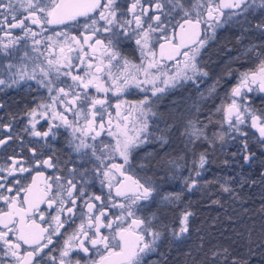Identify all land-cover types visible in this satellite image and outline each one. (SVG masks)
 Wrapping results in <instances>:
<instances>
[{"label": "snow or ice", "instance_id": "1", "mask_svg": "<svg viewBox=\"0 0 264 264\" xmlns=\"http://www.w3.org/2000/svg\"><path fill=\"white\" fill-rule=\"evenodd\" d=\"M257 15L264 34V0H0V93L32 95L7 123L0 116V149L15 145L0 163V264H168L162 246L185 242L194 213L179 210L183 192L165 184L217 185L234 198L237 187L264 185V109L251 95L264 99V44L233 60L250 66L229 65L201 90L218 31ZM188 87L197 96L161 128L157 102ZM130 89L142 98H124ZM174 133L182 154L147 175L159 153H140L149 144L166 150ZM229 144L223 165L235 174L202 185L217 146ZM257 163L259 181L244 174ZM210 257L205 264H264V240Z\"/></svg>", "mask_w": 264, "mask_h": 264}, {"label": "trees", "instance_id": "2", "mask_svg": "<svg viewBox=\"0 0 264 264\" xmlns=\"http://www.w3.org/2000/svg\"><path fill=\"white\" fill-rule=\"evenodd\" d=\"M261 19L260 15L249 17L250 23L244 24L242 27L232 25L218 31L216 40L210 44L205 52V59L207 60L210 57L208 67L211 76L201 85V90L212 84L217 75L226 73L229 65L233 69L238 68L241 64L245 67L250 66L248 62L242 59L236 62H233V60L250 45L264 44V34L254 27ZM244 28H247L248 31H244ZM220 95H223V89L220 90ZM196 96L195 90L188 87L172 91L163 97V103L167 106V110L175 112L174 115H177L172 123L178 121L181 112L184 111L187 105L191 104L192 100L189 97L195 98ZM252 96L253 107L258 105L259 109H264V99H259L256 104L254 95ZM219 103L220 97L205 102L202 106L200 119H205L209 111L214 108V105ZM177 109L181 111L178 112ZM212 130L214 129L210 126L209 131ZM226 147L228 151H221L220 146H217V150L213 153L207 166V171L201 177L202 185L204 180H212L216 176L235 174L234 171L223 165V161L230 157L231 151H235V147L231 144ZM182 148L183 145L178 139V134L174 133L172 143L166 150L160 151L158 145L149 144L140 155L143 156L145 152H158L159 154L153 159L154 161H160L158 157H164L168 160L182 154ZM190 159L191 157H189ZM259 168L258 163L253 166H245L244 174H251L254 179L259 181ZM153 171H156L154 166L152 171L147 172V175H152ZM183 174L188 175L187 170H184ZM141 175H145V173L142 172ZM164 186L170 191H182L183 196L179 210L187 209L194 213L190 219V233L185 242L170 249L167 242L162 246L161 251L167 255L168 264H192L193 257L196 258L197 264H205L206 258L211 259L210 251H222L223 248H228L230 252L234 253L238 251L246 252L249 242L256 245L264 240V233H262L261 228L264 225V185H261V183L258 182L252 186L245 185L242 189L237 187L235 198L220 192L217 185H213L206 190L202 187L201 190L192 192L184 189L179 180L171 181ZM212 200H219L220 203L213 204ZM154 211H156V206L152 205L145 211L144 215L149 216ZM159 214L171 218L175 213L170 210H163ZM249 230H251V235ZM201 244L203 245L202 249ZM189 252H191V255H188ZM216 264H220V261H216ZM252 264H260L258 257L253 258Z\"/></svg>", "mask_w": 264, "mask_h": 264}, {"label": "flooded vegetation", "instance_id": "3", "mask_svg": "<svg viewBox=\"0 0 264 264\" xmlns=\"http://www.w3.org/2000/svg\"><path fill=\"white\" fill-rule=\"evenodd\" d=\"M2 59V57H0ZM142 93H140L137 89H130L129 93L125 95L124 98L128 100H137L142 98ZM256 104L259 102V98H256L258 94L253 93ZM32 99V95L29 94L26 90L21 89H8L5 93H0V101L6 104V108L3 112H0V116L4 117V122L7 123L9 119V112L18 113L20 109L25 106L26 101H30ZM112 102H115V98H112ZM254 108L259 109V106H255ZM63 142V138L61 137V143ZM15 145H10L7 149H0V163H3V159L6 158V155H11L13 153ZM16 151H19L17 148ZM63 159H67L66 155L62 157ZM98 191V185L95 189ZM46 207V206H45Z\"/></svg>", "mask_w": 264, "mask_h": 264}, {"label": "rangeland", "instance_id": "4", "mask_svg": "<svg viewBox=\"0 0 264 264\" xmlns=\"http://www.w3.org/2000/svg\"><path fill=\"white\" fill-rule=\"evenodd\" d=\"M164 100L163 98L157 102V105L155 107V110L158 112L159 116V126L161 128H164L166 126V124H171L173 120H175V117H177V115L175 116L174 113L172 111H168L167 110V106L164 105ZM170 112V113H169ZM169 113V114H168ZM147 148V145L145 146V149ZM143 153V152H141ZM163 158V159H162ZM158 160L160 161H154L152 160V165L154 166V169L156 171H160L162 165L164 166V168L166 169V161L167 159H165L164 157H158ZM181 162V161H180Z\"/></svg>", "mask_w": 264, "mask_h": 264}]
</instances>
